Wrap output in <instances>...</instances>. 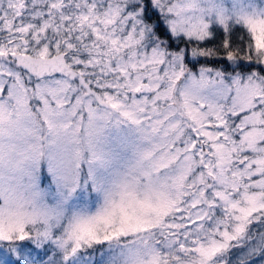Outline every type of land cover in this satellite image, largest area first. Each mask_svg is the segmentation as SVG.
Instances as JSON below:
<instances>
[{"label":"snow or ice","instance_id":"obj_1","mask_svg":"<svg viewBox=\"0 0 264 264\" xmlns=\"http://www.w3.org/2000/svg\"><path fill=\"white\" fill-rule=\"evenodd\" d=\"M0 264H264V0H0Z\"/></svg>","mask_w":264,"mask_h":264}]
</instances>
